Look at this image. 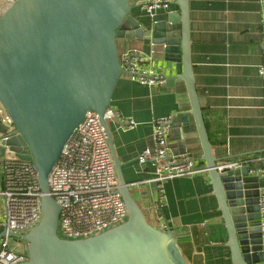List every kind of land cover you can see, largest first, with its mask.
Masks as SVG:
<instances>
[{"label":"water","instance_id":"obj_1","mask_svg":"<svg viewBox=\"0 0 264 264\" xmlns=\"http://www.w3.org/2000/svg\"><path fill=\"white\" fill-rule=\"evenodd\" d=\"M14 1L0 17V157L9 152L32 162L44 194L43 219L23 237L28 260L22 264H187L176 234L150 223L134 197L103 119L123 75L118 41L125 39L148 41L151 59L164 61L186 83L191 111L180 116L181 124L188 127L193 116L232 264H264L262 168L219 170L229 159L213 155L196 91L188 0L176 1L179 13L145 27L130 0ZM89 111L100 115L106 129L128 220L98 236L68 241L58 235L61 208L49 195L48 176Z\"/></svg>","mask_w":264,"mask_h":264},{"label":"crops","instance_id":"obj_2","mask_svg":"<svg viewBox=\"0 0 264 264\" xmlns=\"http://www.w3.org/2000/svg\"><path fill=\"white\" fill-rule=\"evenodd\" d=\"M11 1L0 0V17ZM147 1L151 0H130L142 27L180 12L174 0L169 11L152 17L138 6ZM188 6L190 62L213 155L264 170V0H188ZM118 48L120 57L128 51L151 56L146 40H119ZM149 63L166 77L163 85L146 87L122 75L111 100L110 108L120 121H110L108 127L125 181L142 208L152 209L148 217L159 223L157 227L176 234L187 264H232L208 173L165 182L163 207L155 209L160 196L155 184L149 183L155 168L137 161L144 149H155V120L173 118L170 155H187L197 169L206 165L193 116L188 127L181 124L180 116L191 111L186 83L164 61ZM129 120L136 123L133 129L125 128ZM0 218L1 236L5 221L1 210Z\"/></svg>","mask_w":264,"mask_h":264},{"label":"built area","instance_id":"obj_3","mask_svg":"<svg viewBox=\"0 0 264 264\" xmlns=\"http://www.w3.org/2000/svg\"><path fill=\"white\" fill-rule=\"evenodd\" d=\"M173 1L151 0L138 6L154 17L158 11H169ZM120 58L123 75L132 82L146 87L165 83L166 77L150 65L151 56L128 51ZM261 74L264 76L263 70ZM103 119L108 124L113 120L120 121V116L110 108ZM172 122L170 116L153 122L155 149L146 148L137 158L140 166L151 163L155 168L149 183L155 184L160 196L156 211L163 207L165 182L208 172L206 168L197 169L195 161L187 155H170ZM135 125L129 120L125 128L133 129ZM9 133L17 135L13 125ZM245 164L242 161L226 162L219 170ZM259 174L263 176L264 170L261 169ZM48 186L49 195L61 208L58 235L63 240H85L126 222L128 211L118 192L119 181L108 135L97 112L89 111L73 132L49 173ZM43 196L38 172L32 162L20 160L9 152L0 157V210L5 218L3 227L6 233L0 237V264H22L28 260V244L23 237L43 219ZM259 208L261 246L264 249V189L260 193Z\"/></svg>","mask_w":264,"mask_h":264},{"label":"rangeland","instance_id":"obj_4","mask_svg":"<svg viewBox=\"0 0 264 264\" xmlns=\"http://www.w3.org/2000/svg\"><path fill=\"white\" fill-rule=\"evenodd\" d=\"M13 1H14V0H12L11 2H13ZM16 1H17V0H15L14 3H15ZM7 127H8L9 130H10V129L12 128V125L8 122ZM144 210H145V212H146V215L148 216L149 212H150L152 209L146 210V209L144 208ZM153 211H154V210H153ZM127 220H128V218H127ZM127 220H126V221H127ZM148 220H149V222L152 223L154 226H157V225L159 226V223L156 221V222H155V223H157V225H156V224L154 223V220H153L152 218L150 219V218L148 217ZM1 221H2V219L0 218V223H1Z\"/></svg>","mask_w":264,"mask_h":264},{"label":"bare ground","instance_id":"obj_5","mask_svg":"<svg viewBox=\"0 0 264 264\" xmlns=\"http://www.w3.org/2000/svg\"><path fill=\"white\" fill-rule=\"evenodd\" d=\"M7 1H9V0H7Z\"/></svg>","mask_w":264,"mask_h":264}]
</instances>
